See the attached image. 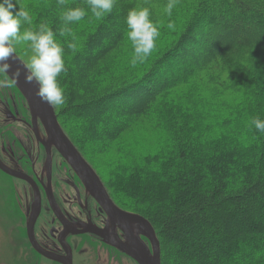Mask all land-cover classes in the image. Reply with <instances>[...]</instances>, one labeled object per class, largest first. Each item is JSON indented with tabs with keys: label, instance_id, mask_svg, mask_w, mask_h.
<instances>
[{
	"label": "trees",
	"instance_id": "16d2710c",
	"mask_svg": "<svg viewBox=\"0 0 264 264\" xmlns=\"http://www.w3.org/2000/svg\"><path fill=\"white\" fill-rule=\"evenodd\" d=\"M167 2L117 0L102 20L89 12L70 25L75 51L57 36L66 102L55 114L112 200L151 222L161 264H264V133L250 124L264 119V0H178L171 17ZM19 4L53 31L66 8L86 7ZM134 7L150 8L161 35L133 67Z\"/></svg>",
	"mask_w": 264,
	"mask_h": 264
},
{
	"label": "flooded vegetation",
	"instance_id": "af4514ba",
	"mask_svg": "<svg viewBox=\"0 0 264 264\" xmlns=\"http://www.w3.org/2000/svg\"><path fill=\"white\" fill-rule=\"evenodd\" d=\"M0 177V264H140L115 244L145 235L84 183L16 85L0 87Z\"/></svg>",
	"mask_w": 264,
	"mask_h": 264
},
{
	"label": "clouds",
	"instance_id": "9594fccd",
	"mask_svg": "<svg viewBox=\"0 0 264 264\" xmlns=\"http://www.w3.org/2000/svg\"><path fill=\"white\" fill-rule=\"evenodd\" d=\"M85 3L86 7L66 8L59 17L61 25L53 31L46 22L33 26L29 10L19 4V0H0V75H3L0 87L10 88L18 82L20 70L17 69L9 78L11 64L8 61L16 59L17 45L27 44L32 54L24 65L26 82H35L36 95L42 101L53 107L63 106L66 102L65 90L58 78L61 73L66 72L65 48L57 36H70L72 42H68L67 47L75 51L77 37L70 25L82 21L89 12L97 20L104 19L113 12L117 0H85ZM177 3L178 0H168L164 7V13L168 17L172 16ZM57 4L63 6L65 0H57ZM125 23V35L133 50L130 63L134 67L138 63H144L153 53L161 35V25L151 19L149 7L131 8ZM24 25L28 27H23ZM174 27V23L169 21L167 28L171 30ZM250 124L258 132L264 133V119L256 116L251 119Z\"/></svg>",
	"mask_w": 264,
	"mask_h": 264
},
{
	"label": "water",
	"instance_id": "95a60500",
	"mask_svg": "<svg viewBox=\"0 0 264 264\" xmlns=\"http://www.w3.org/2000/svg\"><path fill=\"white\" fill-rule=\"evenodd\" d=\"M16 59L9 60L11 68L8 76L11 78V74L17 69L20 70V76L18 82L15 84L19 91L26 99L32 113L38 116L45 128L49 131L55 145L61 151L63 156L69 161L73 168L80 175L84 183L91 189V191L97 196L102 197L105 201L109 202L112 206V211L116 213L115 217H118L122 223H124L129 230L145 235V245L142 247L139 236L132 234L131 239L127 244H115L128 254L133 256L140 264H161L160 260V244L156 231L151 222L142 215L121 209L110 198L102 180L99 175L93 169V167L82 156L67 134L61 128L58 122L57 116L53 106L42 101L37 95V85L35 82L28 83L25 80L26 64L17 53H15Z\"/></svg>",
	"mask_w": 264,
	"mask_h": 264
},
{
	"label": "rangeland",
	"instance_id": "374dc122",
	"mask_svg": "<svg viewBox=\"0 0 264 264\" xmlns=\"http://www.w3.org/2000/svg\"><path fill=\"white\" fill-rule=\"evenodd\" d=\"M23 46V44H22ZM25 53L23 54V59H24V62L27 63L29 57L31 56V50H24ZM161 75V74H160ZM110 109V108H109ZM112 110V108H111ZM7 191V188L4 184V181L2 180V178L0 177V210L1 208L4 209V195H5V192Z\"/></svg>",
	"mask_w": 264,
	"mask_h": 264
}]
</instances>
